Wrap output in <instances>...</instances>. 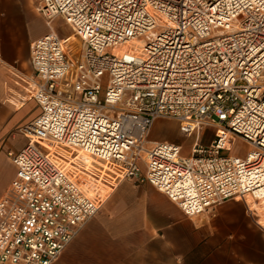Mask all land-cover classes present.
Here are the masks:
<instances>
[{"label":"built area","instance_id":"2783aa9c","mask_svg":"<svg viewBox=\"0 0 264 264\" xmlns=\"http://www.w3.org/2000/svg\"><path fill=\"white\" fill-rule=\"evenodd\" d=\"M38 3L78 41L50 27L31 43L40 111L8 151L16 174L0 196V264H52L98 211L104 198L78 177L83 155L115 182L148 181L187 215L264 199V0ZM157 118L194 124L189 153L149 139ZM205 123L216 126L208 144ZM233 137L250 145L244 154L223 152Z\"/></svg>","mask_w":264,"mask_h":264},{"label":"crops","instance_id":"0c3cea01","mask_svg":"<svg viewBox=\"0 0 264 264\" xmlns=\"http://www.w3.org/2000/svg\"><path fill=\"white\" fill-rule=\"evenodd\" d=\"M38 6L0 0V196L16 174L8 151L27 141L19 127L40 111L28 79L30 46L52 24ZM246 203L233 196L187 215L148 181L119 179L52 264H264V228L257 223L264 224V214L254 209L256 222Z\"/></svg>","mask_w":264,"mask_h":264},{"label":"rangeland","instance_id":"374dc122","mask_svg":"<svg viewBox=\"0 0 264 264\" xmlns=\"http://www.w3.org/2000/svg\"><path fill=\"white\" fill-rule=\"evenodd\" d=\"M51 24L52 27H54L60 35L64 37L69 36V38L73 41H78L77 37L72 33V29L64 21L61 15L53 17L51 19ZM140 38L142 40H145V37ZM215 132L216 126L214 123L206 125L203 124L200 142L203 144H208L206 141L207 138L210 136L211 133ZM195 136L196 128L194 124L190 121H183L175 118H158L154 121L153 127L149 134V139L177 142L181 145L183 153L187 154L191 149L192 142L194 141ZM249 147L250 145L242 138L233 137L230 140V147L223 152H230L233 154H244L249 149ZM67 154L73 156L76 154V151H73L72 153L69 152ZM81 159L87 164V166H90L89 168L93 167L95 168V170L91 172L92 174L89 173L88 171H86L87 167L85 168V165L80 162V166L78 167V177L83 180H86L89 183L92 189L89 190L91 194L96 191L101 195L102 198H105L107 193L111 190L112 186L114 185L115 180L111 179L105 174L106 168L103 169V165L98 163V161H96L95 159L90 157H81ZM241 199L244 201L243 198ZM246 201L248 202V204L253 205V209H258L261 214H264V201H255L251 198H247ZM251 216L256 220V216L252 214Z\"/></svg>","mask_w":264,"mask_h":264},{"label":"bare ground","instance_id":"6f19581e","mask_svg":"<svg viewBox=\"0 0 264 264\" xmlns=\"http://www.w3.org/2000/svg\"><path fill=\"white\" fill-rule=\"evenodd\" d=\"M138 42V41H137ZM260 201H264V199L260 200Z\"/></svg>","mask_w":264,"mask_h":264}]
</instances>
